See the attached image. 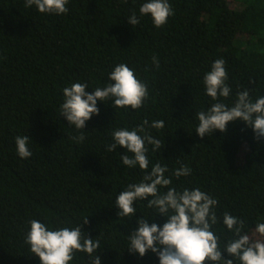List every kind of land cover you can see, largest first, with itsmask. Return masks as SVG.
Segmentation results:
<instances>
[{
	"label": "trees",
	"instance_id": "obj_1",
	"mask_svg": "<svg viewBox=\"0 0 264 264\" xmlns=\"http://www.w3.org/2000/svg\"><path fill=\"white\" fill-rule=\"evenodd\" d=\"M145 2L69 0L68 12L55 15L25 8V0H0V264H40L25 242L33 219L50 230L81 227L85 237L99 240L94 255L101 264H159L151 251L142 258L130 253L128 236L142 216L160 226L167 218L147 200L134 202L133 217H119L115 205L116 196L157 163L167 167L177 191L199 188L218 201L211 230L221 247L235 238L224 213L244 220L242 232L253 241H264L254 232L264 222V138L255 139L239 120L226 133L201 139L195 132L196 113L217 102L203 83L217 59L225 61L231 89L219 102L231 107L244 90L253 102L264 96V0H168L173 15L160 28L140 15ZM133 13L135 26L127 22ZM120 63L147 85L143 106L97 101L99 115L83 130L68 125L60 111L64 88H103ZM154 121L164 127L152 128ZM140 126L160 141L156 150L146 144L147 171L123 165L126 149L107 147L115 130ZM82 132L83 141L73 139ZM22 135L30 138L26 159L15 145ZM183 166L190 175L176 178ZM69 264H90V257L74 252ZM234 264L241 262L234 258Z\"/></svg>",
	"mask_w": 264,
	"mask_h": 264
},
{
	"label": "clouds",
	"instance_id": "obj_2",
	"mask_svg": "<svg viewBox=\"0 0 264 264\" xmlns=\"http://www.w3.org/2000/svg\"><path fill=\"white\" fill-rule=\"evenodd\" d=\"M68 2L69 0H25L24 6H35L42 14L61 15L68 12ZM139 13L141 16L150 15L157 28L165 25L173 15L168 0H147L140 7ZM127 22L132 26L139 24L134 13ZM152 62L159 67L155 56ZM227 79L225 61L217 59L203 80L206 95L217 102L207 111L196 113L199 121L195 129L196 134L203 139L215 131L226 133V126L239 120L253 130L255 139L264 138V96L253 102L249 92L244 90L237 93L236 101L229 107L219 102L220 98H228L230 95L231 89L227 86ZM109 80L111 83L103 88L97 87L91 93L86 92L88 85L83 83H73L64 88V102L60 111L68 125L83 130L92 116L99 115L97 101L112 99L114 107L121 109L130 107L135 110L143 106L148 97L147 85L137 79L127 64H118L109 75ZM147 124L148 121L145 120L143 125ZM151 127L162 129L164 122L154 121ZM73 139L83 141V132ZM112 139L114 142L107 146L108 150L116 151L118 146L126 149V154L120 158L128 168L138 165L141 170L147 171L149 159L146 155V144L153 145V150L160 148V141L145 132L144 126L134 130H115ZM29 141L27 135L15 138L17 154L22 159L32 156ZM128 153L132 155L129 156ZM167 171V167L155 164L150 173L143 176L141 182L129 184L126 190L121 191L115 198L119 217H133L137 212L134 202L147 200L149 208H155L158 215L167 218L162 226L149 224L143 216L138 219V227L128 236L130 253L138 254L142 258L151 251L158 257L159 264H205L206 261L211 264H234V258L241 264H264V241H253L247 233L242 232L245 228L244 220L230 213L223 214V224L234 233L235 238L221 247L219 237L211 230L217 223L213 209L218 201L199 188L177 191L175 187H171L172 179L165 176ZM174 175L176 178L188 176L190 170L183 166L175 171ZM160 188L168 190L160 194ZM29 223L30 230L25 242L30 245L31 252L39 258L40 264H69L74 252H85L90 257V264H101L100 256L94 255L100 246L99 240L85 237L81 227L50 230L35 219ZM87 223L88 220L85 219L84 224ZM254 232L264 237V222L257 223ZM224 252L232 259L224 258Z\"/></svg>",
	"mask_w": 264,
	"mask_h": 264
}]
</instances>
